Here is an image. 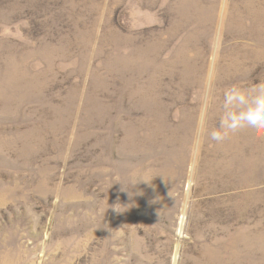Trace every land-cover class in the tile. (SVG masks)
Returning <instances> with one entry per match:
<instances>
[{"label":"rangeland","instance_id":"rangeland-1","mask_svg":"<svg viewBox=\"0 0 264 264\" xmlns=\"http://www.w3.org/2000/svg\"><path fill=\"white\" fill-rule=\"evenodd\" d=\"M264 0H0V264H264Z\"/></svg>","mask_w":264,"mask_h":264},{"label":"clouds","instance_id":"clouds-1","mask_svg":"<svg viewBox=\"0 0 264 264\" xmlns=\"http://www.w3.org/2000/svg\"><path fill=\"white\" fill-rule=\"evenodd\" d=\"M249 123L254 127L258 125L264 127V117H260L257 112V119H250Z\"/></svg>","mask_w":264,"mask_h":264}]
</instances>
